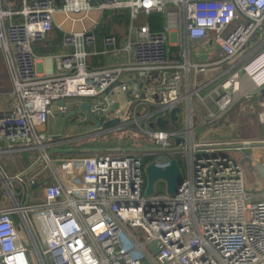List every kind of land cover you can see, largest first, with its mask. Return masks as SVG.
Segmentation results:
<instances>
[{
  "label": "built area",
  "instance_id": "obj_1",
  "mask_svg": "<svg viewBox=\"0 0 264 264\" xmlns=\"http://www.w3.org/2000/svg\"><path fill=\"white\" fill-rule=\"evenodd\" d=\"M109 10H128L131 23L121 42L108 35L98 46L100 20L90 14ZM151 13L164 15L162 32L134 23ZM56 14L64 15L59 29L85 19L94 28L64 31V51L38 55L34 45L46 41ZM183 36L212 38L222 51L218 64H230L215 78L220 83L208 119H221L241 99L264 91V0H60L58 7L55 0H0V52L11 83L0 94V144L7 146L0 160L23 151L42 159L34 172L14 176L0 162V264H32L30 246L38 264H264V199H253L243 167L221 154L254 142L192 138V99L206 86L192 89L189 73L211 65L191 64L188 51L181 54L185 63L170 60L171 41L178 45ZM107 56L117 65L90 68V59ZM48 60L52 68L40 70ZM235 60L246 63L235 68ZM84 102L102 123L119 120L105 130L86 128L88 138L99 130L125 133L148 139L155 150L118 147L55 157L50 151L60 136L42 127L55 114L78 112L84 128ZM181 103L186 118L182 125V111L177 114V127L170 113ZM159 118L169 121L164 130ZM258 121L264 125V110ZM77 151L85 150H68ZM146 157L151 163L180 158L184 181L175 195L146 194Z\"/></svg>",
  "mask_w": 264,
  "mask_h": 264
},
{
  "label": "crops",
  "instance_id": "obj_2",
  "mask_svg": "<svg viewBox=\"0 0 264 264\" xmlns=\"http://www.w3.org/2000/svg\"><path fill=\"white\" fill-rule=\"evenodd\" d=\"M56 6L58 7L59 3H57V0H55ZM99 14V13H98ZM57 15H61V14H56L55 15V20H54V27L55 29L60 30L62 33H64V31H69V30H75L76 25L73 27L71 24V28L69 30H64V29H59L58 26L59 24L63 23V20L59 23L56 20V16ZM102 16L99 17V19H94V21H101ZM69 23V22H65L64 24ZM64 24L62 25V27L64 26ZM86 27V26H85ZM94 28V25L92 23V27L87 28V29H92ZM258 36V35H257ZM49 37V36H48ZM175 38L176 35H172L171 38ZM52 38V36H51ZM178 38V35H177ZM48 39V38H47ZM46 39V40H47ZM174 40L171 41V44L169 46V50L171 47H177L179 52L183 51H188L189 52V56H188V60L191 64L195 65V64H210L211 66L209 68H207L206 71H204L203 73H198V72H194V69L191 70V73H189V80L191 81V88L194 89L196 87H201V86H206L202 91H200V98L198 97V99L200 100V105H195L191 106V115L193 118V129L194 132L192 133V138L195 140V142L197 143H211V142H215V141H232V140H248V141H252L254 143H258L257 140H255V138L250 139L247 136H245L243 134V130L242 128H238L239 126L243 127L245 124H249L250 123V127L253 128V122L256 123V119H252L250 116H246L244 117L243 112L245 110L246 107L249 108L251 113H259L261 111L264 110V107L262 105H264L263 100H264V91L260 92V93H254V99H252L251 101H246L244 98L241 99L240 101H238L232 108L230 111H228L225 115H223L221 117V119L215 120V119H208V116L210 113L215 112V107H214V103H213V91L214 89H216V87L219 86L220 81H216V76L217 74H219L220 72H222L225 69H228L227 65L230 64H218L221 59H222V51L220 49L219 46H217L216 44H214V42L212 41V38H208V39H201V40H187L186 37H181V42L179 41V44L176 45V43L173 42ZM259 42L258 37H255L254 40L252 41L253 45H256ZM194 48V50H202L204 53V60H200L196 54V56H194L195 60L191 61V51H190V47ZM48 48V47H47ZM46 49V48H45ZM1 54V52H0ZM174 55V54H173ZM2 56V54H1ZM3 58V56H2ZM4 61V58H3ZM183 61V59H182ZM240 60H235V62L237 63L235 68L240 67L241 65H243L244 63H246V61L243 62H239ZM185 63V60L182 62ZM232 64V63H231ZM235 64V63H234ZM5 66V63H4ZM6 68V66H5ZM38 68L41 70L42 68H46V62H44L43 64L39 65ZM234 68V69H235ZM47 69V68H46ZM7 71V69H6ZM8 73V71H7ZM9 76V75H8ZM10 81V79H9ZM207 84V85H205ZM11 86V83H10ZM254 90V89H253ZM6 93V92H5ZM195 98V96L193 97ZM202 99V100H201ZM241 103H245L246 107L244 105H239ZM256 105V106H255ZM5 106V103H1L0 102V108H3ZM238 106V107H236ZM185 108H186V104H185ZM259 111H257V109H260ZM234 110L233 113H231V111ZM58 110V107H55V112ZM253 111V112H252ZM244 117V118H243ZM52 119H54V121H57V123H59V125H63V130L60 134H56V130L54 131V133H50V134H55L57 136H60L59 139H70L71 135H73V133L79 132L81 129H84L82 126H79L77 124V121L75 118L73 117H69L67 120L64 121L65 118H63L62 116L55 114L54 116H52L48 122V124L46 126H44V131L45 129L49 126V124L51 123ZM253 121V122H252ZM262 125V124H261ZM261 125L259 126V123L257 124V126H259V128L261 127ZM257 129L255 131V134H257L258 136L261 135V131L260 129ZM102 131V130H101ZM46 132V131H45ZM103 132V131H102ZM87 131H85V133L83 134H79L82 137L87 135ZM254 137V136H253ZM261 137V136H260ZM88 139V138H87ZM62 140V141H64ZM86 140V138H85ZM264 140V139H263ZM60 142V150H56L59 151V153L57 152L58 157H64V156H68L70 154H72L71 152H68L69 147H72L74 145H76L77 147L79 146L78 144H80V140H71V141H64V142ZM263 142V141H262ZM260 143V142H259ZM264 144V143H263ZM0 148L1 149H6L7 146L5 144H0ZM115 148H110V149H116L118 147L117 144L113 145ZM124 146H121L120 148H122ZM90 150H85L82 151V153H90V154H97L101 151V153H103L104 151L106 152V150L108 149L105 148L104 150L102 148H95V147H90ZM103 150V151H102ZM245 150H252V151H246L247 154L251 155L252 159H251V165L254 166L256 164H263L264 165V146H255L254 148H248V149H243V153ZM52 154H54V149L52 150ZM5 155H9L4 154L2 156ZM57 157V156H55ZM35 157H34V161L32 163H30L26 168L21 169V170H17L16 172H14L13 174L11 173H7L10 176H14L20 172L26 171L30 168V170L32 172H34V169L38 168L41 164H35ZM252 185V192H249L254 200H262L264 199V184H260L259 182L255 181V182H250L247 180V186H251ZM127 245L129 244L126 241ZM135 253V252H134ZM140 253V254H139ZM139 253H135L136 256L141 257L143 260L144 258V253L139 252Z\"/></svg>",
  "mask_w": 264,
  "mask_h": 264
},
{
  "label": "trees",
  "instance_id": "obj_3",
  "mask_svg": "<svg viewBox=\"0 0 264 264\" xmlns=\"http://www.w3.org/2000/svg\"><path fill=\"white\" fill-rule=\"evenodd\" d=\"M7 2H15L18 0H6ZM143 18L145 19L144 23L138 24L137 25H144L148 24L151 32H162L164 29L165 25V17L161 13H151L149 15H142ZM141 18V16H140ZM139 18V19H140ZM131 23V18H130V13L128 10H109L105 11L103 13L102 19L99 23V26L94 30V33L96 34L98 38V46H100V39L104 36L108 35H113L115 36L119 42H121L126 34H127V27ZM113 26H122L125 29V32L123 34H119L118 32L114 31ZM52 36V38H51ZM63 36L64 34L53 27V30L49 34V37L46 41L37 43L34 45L35 52L38 55H52V54H58L62 51L63 49ZM49 42V43H48ZM48 43V45H47ZM43 44L47 45L46 47L48 48H42ZM174 55H173V54ZM170 60L175 62V63H182V59L180 60L178 56V48L171 47L170 48ZM118 59L112 57V56H107V57H95L90 59L89 64L90 68L94 70H100V69H106L110 67H114L118 63ZM11 90V86H10ZM8 90V91H10ZM7 91V92H8ZM261 110L257 109V111ZM76 119V117H74ZM94 123L91 120H87L84 122V130L90 127H93ZM262 127L264 129V125H261V139H264V133L262 130ZM155 129H157L155 127ZM113 135V134H112ZM79 137V132L73 133L70 138H77ZM64 139H58V141H62ZM57 141V142H58ZM75 146V145H74ZM37 154V152L34 151H23V152H15L11 153L9 155L2 156L0 162L3 165V168L5 171L8 173H14L18 169H24L26 168L30 163L34 161V156ZM79 155H84V156H92L93 154L90 153H78L77 152H72V154L64 157H77ZM55 156H58L57 153ZM176 160H178L180 166H182L181 160L179 157H175ZM154 160L153 157H146L144 158V165L150 164ZM145 180L146 176L144 174Z\"/></svg>",
  "mask_w": 264,
  "mask_h": 264
},
{
  "label": "rangeland",
  "instance_id": "obj_4",
  "mask_svg": "<svg viewBox=\"0 0 264 264\" xmlns=\"http://www.w3.org/2000/svg\"><path fill=\"white\" fill-rule=\"evenodd\" d=\"M59 2H60V0H57V3H59ZM103 13H100V14L91 13L90 16H91V18L96 20V19H99V17L103 16ZM81 17H83V16H77L75 18L79 19ZM63 19H64V15H57L56 16V20L59 23ZM144 21H145V19L143 18V16H141V18L136 20L134 23L137 25V22H138V24H142V22L144 23ZM83 26L84 27L86 26L85 28H90V27H92V23L90 21H88L87 19H85V21L83 22V25L81 23H77L76 24L75 30L76 31H81L83 29ZM70 28H71V23H66L62 27V29H64V30H69ZM113 29H114V31L118 32L119 34H123L125 32V29L122 26H113ZM125 38H126V36H125ZM48 43H47V45H48ZM47 45L43 44L42 48H47L46 47ZM174 48L177 49V47H174ZM190 51H191V61L195 60L194 56H196L197 53H198L197 54L198 58L200 60H204V53H203L202 50H199V51L194 50V48L191 45ZM182 53H183V50L181 52H179V50H178V56H179L180 60L182 59V57H181ZM183 61H184V59H183ZM46 68L48 70H50L52 68V63H51L50 60L46 61ZM8 90H10L9 76H8V73H7L6 68L4 66L3 58H2V56L0 54V94L5 93ZM192 104H193V106L200 105V100L198 99V97H195V98L192 99ZM239 105H244L246 107L245 103L238 104V106ZM238 106H236V107H238ZM180 109L182 111V113H181V124L183 125L185 123V118H186L185 117L186 109H185V104L184 103H181ZM234 110L235 109H233L231 111V113H233ZM243 115H244V117L250 116L252 119L253 118L256 119L255 121H256L257 124L259 123V121H258V112L257 113H251L249 108L246 107L244 112H243ZM253 124H254L253 128L250 127V123L249 124H245L243 127L239 126L238 128H242L243 134L245 136H247L248 138H250V139L255 138V140H257L258 143L260 142V144L264 143V140L261 139V137H260L261 135L258 136L257 134H255V131L259 128V126L261 124L259 123V126H257V124H255V122H253ZM62 127H63V125H59V123H57V121H54V119H52V121L49 124V126L45 129L46 132L44 131L43 127H42L41 131L51 135L50 133H54V131L56 130L57 131L56 134H60L62 132V130H63ZM259 129L261 131V127ZM262 130H263V133H264L263 127H262ZM95 132H96V134L94 133V135L96 137H94V138H88L89 136L85 135L84 138H88V139L80 140V144H78L79 145L78 148H81L83 150H90L89 149L90 147H95V148H98V149L102 148L104 150L105 148L108 147V149L106 151H109L110 148H115L113 146L114 144L115 145L117 144L118 146H116V147H121V146H124L125 148H129V147L135 148L136 147V148H138V150H146V151H154L155 150V149H150L152 147V145H151V142L148 139H144V138H141V137L130 138L125 133H118L117 135H115V134L112 135V134H104V133H102L101 130L95 131ZM83 133H85V130L81 129L79 131V134H83ZM90 133H91V131L88 132V134H90ZM60 146H61L60 143H58V142L54 143L53 149L55 151L56 150H60ZM69 148H72V147H69ZM246 151H252V150H245L244 151L245 154H247ZM52 152L53 151L51 150L50 153H52ZM34 157L37 160V163H41L42 164V159L40 158V153L37 152V154ZM246 190L248 192H252V185L251 186H246ZM155 193H157V194H166L167 193V187H166V183L164 181H158L155 184ZM29 249H30L29 257H30V260H31L32 264H38V262L36 260V257L34 256V252L32 251V247L30 246Z\"/></svg>",
  "mask_w": 264,
  "mask_h": 264
},
{
  "label": "water",
  "instance_id": "obj_5",
  "mask_svg": "<svg viewBox=\"0 0 264 264\" xmlns=\"http://www.w3.org/2000/svg\"><path fill=\"white\" fill-rule=\"evenodd\" d=\"M63 104V103H62ZM118 108V105H115V109ZM81 110L87 113V118L91 120L96 128L99 129H107L119 123V120H112L107 123H102L98 120L90 111L89 105L87 102L82 103ZM78 112H74L67 117H65L64 121L69 117L77 116ZM181 113V109L179 107L173 109L170 113V120L178 127L179 117L177 114ZM169 123V121L163 120L159 118L157 120V126L161 130L165 129V126ZM150 127H153L151 124ZM179 142V141H178ZM255 146H264L263 143H252L244 147V149L254 148ZM222 155H226L232 158L235 162L239 163L244 171L248 181L250 182H259L260 184H264V165L256 164L254 166L251 165V158L249 154L241 153L240 151H235L233 149H227L226 151L221 153ZM146 176V194L148 196L152 195L155 192V184L158 181H164L167 187V193L169 195H175L178 192L179 186L184 181V173L181 169L179 162L176 159H172L167 163H150L145 167L144 170ZM37 184L35 187H38Z\"/></svg>",
  "mask_w": 264,
  "mask_h": 264
}]
</instances>
